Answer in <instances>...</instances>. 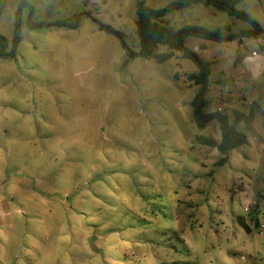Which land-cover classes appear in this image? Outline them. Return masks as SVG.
Masks as SVG:
<instances>
[{
	"label": "rangeland",
	"instance_id": "rangeland-1",
	"mask_svg": "<svg viewBox=\"0 0 264 264\" xmlns=\"http://www.w3.org/2000/svg\"><path fill=\"white\" fill-rule=\"evenodd\" d=\"M175 1L0 0V264H264L252 217L264 223L263 116L236 125L248 143L220 166L219 122L194 118L197 66L142 52L139 4ZM200 7L166 19L251 29ZM237 9L264 29V0ZM204 42L203 60L233 49L194 37L186 47ZM224 65H211L208 110L226 99L235 125L253 103L264 109V77Z\"/></svg>",
	"mask_w": 264,
	"mask_h": 264
},
{
	"label": "trees",
	"instance_id": "trees-1",
	"mask_svg": "<svg viewBox=\"0 0 264 264\" xmlns=\"http://www.w3.org/2000/svg\"><path fill=\"white\" fill-rule=\"evenodd\" d=\"M245 0H177L164 9L153 10L145 7L144 3L139 4L138 13V34L141 38L142 52L147 57H154L158 64H164L174 58L176 52L182 53L184 59L192 61L198 68L197 73L189 74L187 80L200 87L193 101L194 118L198 128L205 129L209 123L217 120L221 127L222 141L218 150L224 156L219 161V165H225L229 160V153L242 147L248 143L245 134L237 130V124L240 122L252 123L256 114H261L264 118V109L258 104L251 105V112L246 116L240 112L235 115V125L230 123L229 117L217 112H209L210 100L208 99L209 81L211 77V63L203 60L196 52L186 47L188 38H201L217 43H228L240 40L241 38L258 39L264 34L263 27L246 13L239 11L237 5ZM194 5H202L205 7H214L215 9L227 13L231 17L250 24L251 29L242 31L239 34L231 33L228 27H223L214 31L208 30L200 26H186L182 29H174L164 23V18L176 11L192 7ZM78 18L71 23L62 22L53 26H61L68 28H76L78 26ZM102 29L113 32L109 28ZM5 39L0 35V47L5 48ZM19 39L14 41V49L18 45ZM166 46L168 53L158 54L154 56V50L158 46ZM258 208V206H255ZM254 210V209H253ZM254 216L255 225L261 226V221L256 214ZM238 223L246 232H251L250 226L241 218Z\"/></svg>",
	"mask_w": 264,
	"mask_h": 264
},
{
	"label": "crops",
	"instance_id": "crops-1",
	"mask_svg": "<svg viewBox=\"0 0 264 264\" xmlns=\"http://www.w3.org/2000/svg\"><path fill=\"white\" fill-rule=\"evenodd\" d=\"M200 10H204V15L209 16V18H217L218 13L216 11H211L209 7H205L200 5ZM191 8V7H189ZM186 8V9H189ZM185 10V9H184ZM217 10V9H216ZM201 16L194 15L192 19L186 18L184 15H180L179 17L170 16L166 19H164V23L174 29H182L186 26H200L204 27L208 30L214 31L223 27H228L231 30V33L233 34H239L244 30H241L238 28H234L230 24H222L221 26H218L219 28L216 29H210L208 26H203L201 24ZM210 27V26H209ZM251 41V42H250ZM227 46V48H230L232 46V50H228L227 54L221 56L220 58H214V59H207L206 61L210 62L212 66H215L216 64L223 63L225 64V67L233 66L236 68L237 66L243 65L247 67L248 69V76L253 80H260L262 77H264V34L258 38V39H249L247 41V38H241L240 40L233 41L231 43H221ZM207 43H202L200 46L195 45L193 48V51L196 53H202L206 54L208 52ZM249 50V48H251ZM188 48V47H187ZM231 51V52H230ZM181 56L179 53H175L174 57Z\"/></svg>",
	"mask_w": 264,
	"mask_h": 264
},
{
	"label": "built area",
	"instance_id": "built-area-1",
	"mask_svg": "<svg viewBox=\"0 0 264 264\" xmlns=\"http://www.w3.org/2000/svg\"><path fill=\"white\" fill-rule=\"evenodd\" d=\"M228 102L223 99L219 105H217V113L224 114ZM260 235L264 236V223L260 226Z\"/></svg>",
	"mask_w": 264,
	"mask_h": 264
}]
</instances>
